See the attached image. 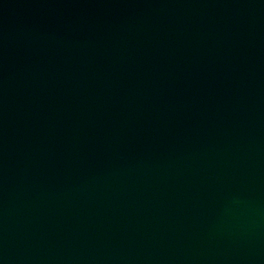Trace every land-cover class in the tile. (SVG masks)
I'll return each mask as SVG.
<instances>
[{
	"label": "water",
	"instance_id": "water-1",
	"mask_svg": "<svg viewBox=\"0 0 264 264\" xmlns=\"http://www.w3.org/2000/svg\"><path fill=\"white\" fill-rule=\"evenodd\" d=\"M0 264H264V0H0Z\"/></svg>",
	"mask_w": 264,
	"mask_h": 264
}]
</instances>
